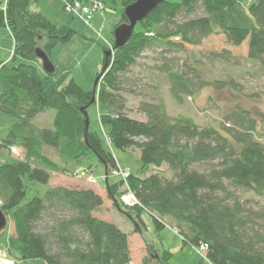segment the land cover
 <instances>
[{"label": "trees", "instance_id": "obj_1", "mask_svg": "<svg viewBox=\"0 0 264 264\" xmlns=\"http://www.w3.org/2000/svg\"><path fill=\"white\" fill-rule=\"evenodd\" d=\"M135 1L121 0L114 29L128 22L124 9ZM31 3L0 0V28L7 29L13 43L9 61L0 62V113L14 119L0 137V152L24 151L23 160L9 156L0 165V208L13 226L8 251L25 263L134 264L128 233L95 215L103 205L100 195L90 188L48 186L52 173L90 174L91 164L83 168L80 163L93 155L105 170L106 199L126 215L133 232L147 230L146 213L156 231L169 224L183 243L206 244L210 264H264V206L252 207L235 195L264 196V134L253 113L237 104L221 114L217 127L201 126L171 116L160 103L141 100L136 112L144 115L142 121L128 116L122 93L124 75L145 50L178 52L210 35H223L233 46L246 42L248 60L263 66L264 0L160 1L135 24L123 45L114 47L113 39L107 65L96 74L94 93L67 79V73H58L54 64L51 74L41 69L36 48L51 60V50L68 43L75 31L33 11ZM16 56L24 62L10 64ZM184 65L165 61L158 67L177 102L210 85L241 90L234 80L191 76L193 68ZM93 104L99 123L108 127L103 135L109 146L140 152V170L125 182L107 181L118 166L100 135L89 129L87 110ZM48 110L54 113L50 127L32 122ZM163 165L169 174L152 170ZM26 181L46 185L42 197L25 202ZM123 189L134 194L137 204L119 201ZM170 256L168 250L150 247L144 263L168 264Z\"/></svg>", "mask_w": 264, "mask_h": 264}, {"label": "rangeland", "instance_id": "obj_2", "mask_svg": "<svg viewBox=\"0 0 264 264\" xmlns=\"http://www.w3.org/2000/svg\"><path fill=\"white\" fill-rule=\"evenodd\" d=\"M32 1L41 10V13L52 22L74 29L75 34L71 40L66 44L54 47L51 50L50 58L58 73H67V79H72L84 90L91 91L94 87L96 74L101 71L104 65V48L109 50L107 41L113 44L112 32L120 19L121 0H102L104 1V10L96 12L89 24H86L74 13L67 11L62 0ZM97 34L101 37H98ZM12 46V39L7 29L0 28V62L9 61ZM165 50L164 48L145 50L137 59L136 65L124 75L125 83L122 93L127 98L128 116L143 121L144 115L138 114L136 108L141 100H147L160 103L171 116L188 118L201 126L211 124L217 127L221 114L238 104L253 113L258 121L259 129L264 134V65L261 66L257 62L248 60L246 42L240 46H233L226 41L223 35H210L198 46L184 45L178 52ZM165 61L175 62L179 66L186 64L184 65L186 69L193 68V71L190 72L191 76L199 74L201 78L207 80H234L241 90L232 87L217 88L210 85L196 89L192 96L184 95L182 101L177 102L171 96L166 77L158 69ZM21 62H24V59L16 56L10 64L16 65ZM87 112L89 129L100 135L103 146L112 153L117 166L132 174H137L141 167L139 150H121L110 147L103 135L108 127L99 123L97 107L93 104ZM53 115L52 111H43L38 113L32 122L38 127H50ZM13 121L11 116L0 113V137L6 134ZM47 153L53 160H58L54 150L47 149ZM9 156L13 159L23 160L24 151L12 148L9 155L0 152V165L5 163ZM89 164H91L92 182L87 181L80 173L76 176L52 173L50 182L52 185L63 183L70 188L92 186L103 192L102 188L105 186L104 167L93 155H89L87 161L83 160L80 163L83 168L89 167ZM152 170L169 174L165 165ZM120 179L119 176L111 173L107 181L114 183ZM26 187L25 202L35 196L42 197L46 191V185L29 181H26ZM235 195L252 207L264 206V196L256 197L251 193L241 191L235 192ZM103 198L105 205L99 209L98 216L108 222H115L128 233L129 250L134 264L146 262L150 247L156 252L168 250L171 253L168 264H210L197 253L193 246L183 243L181 237L169 224H165L163 228L156 231L151 216L146 213L143 214V219L147 224V230L144 231V234L133 232L132 223L126 215L115 210L111 202L106 199L105 189ZM12 233L13 226L9 221L5 234L0 237V253L3 255L1 264H38V260L35 259H30L26 263L18 261L14 252L8 251L7 238ZM154 261L150 260L146 264H156Z\"/></svg>", "mask_w": 264, "mask_h": 264}, {"label": "water", "instance_id": "obj_3", "mask_svg": "<svg viewBox=\"0 0 264 264\" xmlns=\"http://www.w3.org/2000/svg\"><path fill=\"white\" fill-rule=\"evenodd\" d=\"M160 1L162 0H137L132 4L128 5L127 7H125L124 14L128 22L121 23L114 29V33H113L114 47H119L120 45H123L129 39L135 24L138 21L142 20ZM35 53L37 58L40 60L41 69L47 74L53 73L55 67L51 62V60L49 59V57L45 54V52L40 48H36ZM110 54H111V50H108L105 54L103 67H106L107 57ZM96 84H97V80L95 79L94 87L92 90L93 93ZM93 100H94V96L92 98V101ZM86 125H87V120H86ZM7 227H8L7 216L2 212L0 208V234H2L7 229Z\"/></svg>", "mask_w": 264, "mask_h": 264}, {"label": "built area", "instance_id": "obj_4", "mask_svg": "<svg viewBox=\"0 0 264 264\" xmlns=\"http://www.w3.org/2000/svg\"><path fill=\"white\" fill-rule=\"evenodd\" d=\"M65 9L69 12L74 13L75 15L79 16L86 24H89V21L92 19L93 15L98 12L104 10L105 6L102 0H62ZM98 37H101L97 34ZM109 48L112 50V44L107 41ZM82 177H85L87 181L92 182L93 177L90 174L85 172H80ZM112 174L115 176H119L124 182L128 178L130 172L127 170L121 169L120 167L113 170ZM127 188V184L125 186ZM120 201L127 206H133L137 204V200L134 194L128 190L123 189L122 193L119 195ZM197 253L202 257L205 258V253L207 246L206 244H201L198 247H194ZM3 255L0 253V264Z\"/></svg>", "mask_w": 264, "mask_h": 264}, {"label": "crops", "instance_id": "obj_5", "mask_svg": "<svg viewBox=\"0 0 264 264\" xmlns=\"http://www.w3.org/2000/svg\"><path fill=\"white\" fill-rule=\"evenodd\" d=\"M31 9L33 10V11H38V12H40L41 13V10L38 8V7H36L34 4H33V1L31 0ZM57 69V68H56ZM58 71V70H57ZM50 180H51V178H50ZM50 180H49V183H48V185L49 186H52V187H55V185L56 186H65V187H68L67 185H65V184H63V183H57V184H55V185H52L51 184V182H50ZM77 188H90V189H92V190H94L98 195H100L102 198L104 197V187L102 188V190H103V192H100V191H98V189L96 190L94 187H92V186H83V187H77ZM104 199V198H103ZM104 202H105V199H104V201H103V205H105L104 204ZM102 205V206H103ZM102 206L100 207V209L102 208ZM108 207H110V206H108ZM100 212V211H99ZM98 218H100V219H102V220H105V221H108V220H106V219H104V218H102L101 216H98V212L95 214ZM110 222V221H109ZM112 223H114V224H116L115 222H113L112 221ZM118 226V225H117ZM119 228H121L123 231H125L121 226H118Z\"/></svg>", "mask_w": 264, "mask_h": 264}]
</instances>
